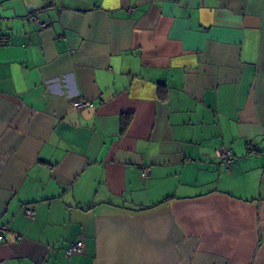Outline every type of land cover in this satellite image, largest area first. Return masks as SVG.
<instances>
[{"label": "crops", "instance_id": "crops-1", "mask_svg": "<svg viewBox=\"0 0 264 264\" xmlns=\"http://www.w3.org/2000/svg\"><path fill=\"white\" fill-rule=\"evenodd\" d=\"M0 224V264H264V0H0Z\"/></svg>", "mask_w": 264, "mask_h": 264}, {"label": "built area", "instance_id": "built-area-1", "mask_svg": "<svg viewBox=\"0 0 264 264\" xmlns=\"http://www.w3.org/2000/svg\"><path fill=\"white\" fill-rule=\"evenodd\" d=\"M29 19L32 20L33 22H38L37 16L35 12H30L28 15ZM40 26H44L45 23H40L38 22ZM88 103L82 102V101H77L75 103V106L77 108H84L87 106ZM251 144V141H248V145ZM218 154L220 157V160L224 163L225 167L227 170L230 169L231 167V162H232V157L233 153L231 149L228 148H219L218 149ZM140 176L142 178H147L149 176V166L147 164H143L140 168ZM24 214L30 218L34 216V208L32 204H29L25 206L24 208ZM6 231V228L0 224V242L3 240V234ZM83 247V241L82 239H77L73 243L70 244V246L66 250V255L70 256L72 253L80 252Z\"/></svg>", "mask_w": 264, "mask_h": 264}, {"label": "bare ground", "instance_id": "bare-ground-1", "mask_svg": "<svg viewBox=\"0 0 264 264\" xmlns=\"http://www.w3.org/2000/svg\"><path fill=\"white\" fill-rule=\"evenodd\" d=\"M82 250V249H81Z\"/></svg>", "mask_w": 264, "mask_h": 264}]
</instances>
